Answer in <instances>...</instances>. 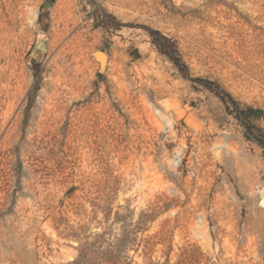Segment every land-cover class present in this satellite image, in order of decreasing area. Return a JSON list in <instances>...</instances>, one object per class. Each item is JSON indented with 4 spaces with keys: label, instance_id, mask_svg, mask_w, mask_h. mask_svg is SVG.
<instances>
[{
    "label": "rangeland",
    "instance_id": "obj_1",
    "mask_svg": "<svg viewBox=\"0 0 264 264\" xmlns=\"http://www.w3.org/2000/svg\"><path fill=\"white\" fill-rule=\"evenodd\" d=\"M250 107L264 0H0V264H67L142 214L132 264H264Z\"/></svg>",
    "mask_w": 264,
    "mask_h": 264
},
{
    "label": "trees",
    "instance_id": "obj_2",
    "mask_svg": "<svg viewBox=\"0 0 264 264\" xmlns=\"http://www.w3.org/2000/svg\"><path fill=\"white\" fill-rule=\"evenodd\" d=\"M253 116H264L262 109H254L250 107ZM152 215L142 214L141 218L133 226L130 222H123L120 229V236L115 237V240H107L106 235L112 233V227L109 231L106 229L101 233L96 234V240L89 242H80L79 255L68 262L67 264H132V260L127 255L128 250L134 246L139 245L138 234L145 230V225ZM119 217H117L118 219ZM127 220V219H126ZM112 235V234H111ZM107 243V246L105 245ZM130 259V260H129ZM150 264H170L169 258L163 262H153Z\"/></svg>",
    "mask_w": 264,
    "mask_h": 264
},
{
    "label": "bare ground",
    "instance_id": "obj_3",
    "mask_svg": "<svg viewBox=\"0 0 264 264\" xmlns=\"http://www.w3.org/2000/svg\"><path fill=\"white\" fill-rule=\"evenodd\" d=\"M261 203L264 205V190L260 193Z\"/></svg>",
    "mask_w": 264,
    "mask_h": 264
},
{
    "label": "built area",
    "instance_id": "obj_4",
    "mask_svg": "<svg viewBox=\"0 0 264 264\" xmlns=\"http://www.w3.org/2000/svg\"><path fill=\"white\" fill-rule=\"evenodd\" d=\"M102 1H105V0H102Z\"/></svg>",
    "mask_w": 264,
    "mask_h": 264
}]
</instances>
